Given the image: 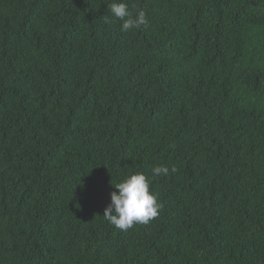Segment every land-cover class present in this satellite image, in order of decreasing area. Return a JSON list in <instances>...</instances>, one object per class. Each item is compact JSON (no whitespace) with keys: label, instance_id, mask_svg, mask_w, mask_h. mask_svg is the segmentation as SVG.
<instances>
[{"label":"trees","instance_id":"1","mask_svg":"<svg viewBox=\"0 0 264 264\" xmlns=\"http://www.w3.org/2000/svg\"><path fill=\"white\" fill-rule=\"evenodd\" d=\"M112 2L0 0V264H264V0Z\"/></svg>","mask_w":264,"mask_h":264},{"label":"clouds","instance_id":"2","mask_svg":"<svg viewBox=\"0 0 264 264\" xmlns=\"http://www.w3.org/2000/svg\"><path fill=\"white\" fill-rule=\"evenodd\" d=\"M112 17L122 21L121 30L139 29L147 25L146 13L141 9L135 15L123 0H113L108 5ZM106 23L112 21L105 19ZM175 171V168L172 169ZM167 166L152 168V177L167 176ZM151 179L143 173H134L114 185L118 191L110 193V203L104 209L103 218L115 228L127 231L136 223H148L159 214L161 205L155 193L150 192Z\"/></svg>","mask_w":264,"mask_h":264}]
</instances>
